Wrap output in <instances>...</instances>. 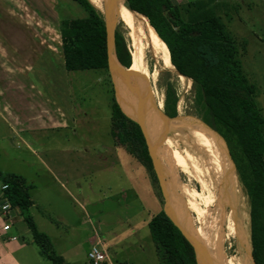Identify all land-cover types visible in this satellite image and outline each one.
I'll list each match as a JSON object with an SVG mask.
<instances>
[{
  "label": "rangeland",
  "instance_id": "374dc122",
  "mask_svg": "<svg viewBox=\"0 0 264 264\" xmlns=\"http://www.w3.org/2000/svg\"><path fill=\"white\" fill-rule=\"evenodd\" d=\"M17 2L23 5L25 1ZM173 2L182 3L181 0ZM228 2L232 6L226 7L228 12L223 16V21L229 31L246 45V50L242 53L244 70L258 87V103L264 115V0ZM50 4L52 13L56 11V6L62 12L63 5L66 13L71 16L82 17L85 14L71 0H50ZM96 8L101 12L104 10L103 0L101 8ZM10 15L19 20L25 18L20 11H0L5 28H8L6 26L11 21L14 22L10 21ZM31 17L35 28L28 34H41L43 30L46 33L49 30L50 34L53 32L52 24L47 29V23L36 11L32 12ZM117 20V27L131 55L136 47L141 48L143 53L145 67L132 55L130 77L134 83L133 92L136 89L145 90L151 97V83L157 102L164 108V83L169 74L179 96L177 116L164 120L166 125L175 123V128L168 126L164 130L165 134L162 132L165 139L164 179L173 196L177 213H181L196 228L198 223L203 230L198 213H193L190 205L188 207L181 190L184 186L193 192L198 191L201 195L197 197L199 204L203 208L208 207L214 217L209 220L211 225L219 221L220 228V234H215L211 240L197 231L204 244L208 248L213 247L215 238L218 237V249L223 251L227 262L230 260L234 264H255L252 254L250 198L227 144L216 132L221 137L229 161L209 149H198V146L188 144V148L194 151L187 150L179 137V133L183 132L189 134L191 140L211 146L207 125L191 114L194 111L192 80L179 75L172 66L166 68L154 54L144 36L147 31L146 22L142 18L137 16L136 31L129 29L119 17ZM1 35L7 37L8 31L5 29ZM3 63L7 68L10 65L5 57ZM117 79L109 69L71 73L76 114V126L72 129L17 135L0 118V173L22 176L31 186L29 194L35 203L28 214H19L20 221L13 233L38 256L41 249L33 240L26 215H30L38 230L50 238L55 253L72 264H88V251L92 247L89 239L94 237L95 230L109 244L111 262H158L148 223L153 215L165 210V199L157 175L152 176L112 135V96L113 92L118 98L120 94ZM147 124L149 125L148 120ZM175 151L188 159H192L197 151L204 152L207 183L203 182L202 186L200 182H196L190 162L187 163V168L174 163L172 155ZM208 197L211 203L205 205L204 200ZM16 210L19 209L15 208ZM247 249L250 255L247 254ZM39 258L43 264L51 263L45 256ZM34 261L33 259L31 262Z\"/></svg>",
  "mask_w": 264,
  "mask_h": 264
},
{
  "label": "trees",
  "instance_id": "16d2710c",
  "mask_svg": "<svg viewBox=\"0 0 264 264\" xmlns=\"http://www.w3.org/2000/svg\"><path fill=\"white\" fill-rule=\"evenodd\" d=\"M71 1L86 15L60 21L67 73L108 71L102 12L90 0ZM228 1L192 0L175 4L173 0H125V5L136 19L139 16L146 22V35L178 74L192 80L194 111L191 114L207 125L211 146L227 157L220 138L227 144L250 198L254 261L264 264V115L258 103V87L244 70L242 53L246 45L223 21L228 12L226 7L232 6ZM115 44L120 62L131 69L133 56L118 27ZM164 88L165 113L175 118L179 96L169 74ZM118 99L124 112L112 96V135L155 177L141 127ZM1 184L8 185L5 194L13 209L28 214L33 202L29 194L31 186L26 180L19 175L0 173ZM25 219L41 254L53 264H68L55 253L50 238L38 230L32 217L26 215ZM148 227L159 264H197L193 246L164 211L153 215Z\"/></svg>",
  "mask_w": 264,
  "mask_h": 264
},
{
  "label": "crops",
  "instance_id": "0c3cea01",
  "mask_svg": "<svg viewBox=\"0 0 264 264\" xmlns=\"http://www.w3.org/2000/svg\"><path fill=\"white\" fill-rule=\"evenodd\" d=\"M24 1L20 5L17 0H0V11H20L25 17L19 20L10 15V21L14 22L11 21L6 26L8 28L0 17V35L5 29L8 31L7 37L0 36V118L17 135L72 129L76 126V114L71 74L65 68L60 21L79 17L66 13L63 5L62 12L56 6V11L52 13L50 0ZM34 11L42 16L47 29L52 24L51 34L49 30L47 33L43 30L41 34H28L35 28L31 17ZM4 57L9 61L8 68L4 66ZM20 213V210H13L10 219L12 227L8 232L3 231L5 222L0 220V264H43L39 258L43 257L41 253L39 256L36 252L32 253L28 244L21 242L13 233L20 221ZM99 236L103 239L95 230L94 237L89 239L90 244ZM10 237L16 240L10 241ZM103 241L108 250L109 244ZM33 259L35 261L31 262ZM108 264L116 262L109 261Z\"/></svg>",
  "mask_w": 264,
  "mask_h": 264
},
{
  "label": "bare ground",
  "instance_id": "6f19581e",
  "mask_svg": "<svg viewBox=\"0 0 264 264\" xmlns=\"http://www.w3.org/2000/svg\"><path fill=\"white\" fill-rule=\"evenodd\" d=\"M90 1L96 7L101 8V0H90ZM119 18L125 23V25L129 29H131L132 31H136L137 30V28H138L137 19L134 16L133 11L129 10L125 6V0H123V2L119 6ZM143 32H144V30H143ZM144 36L146 37V40L149 42V45L151 46L154 54L162 60L164 66L166 68H168L170 66L173 67L172 63L152 43V41L148 38V36L146 35L145 32H144ZM132 55L135 56V59H137L139 62H141L143 67H145L144 59H143V53H142L141 48L136 47V50H134ZM117 86L120 89V94H119L120 100L123 103V105L125 106L126 110L129 112L130 116L133 119L137 120L138 122H140V124H142V127L145 129V132H146L148 138H150L152 141L154 140V144L155 143L157 144V142L159 141V138H162L164 140L162 132H164V130L167 129L168 126H171L172 128H175V123H173L171 125H166V123L164 122V120H163V118H162V116L160 114H153L152 113L151 116H152L153 120H150V119L148 120L147 118H145L141 114L140 109H139V107L137 106V104L135 102V98H134L135 96H134V92H133L132 86L129 85V84L123 83L121 81V79H117ZM147 120H148L149 125L147 124ZM147 126H148V128H147ZM149 126H150V132H149ZM198 132H199V129H198ZM181 133L182 134L179 133V137L181 138L182 142L186 146L187 150L194 151L193 149H189L188 148V144L191 145V146L193 145L195 147L198 146V149H201V148L202 149H209V150L215 152L216 154H218L219 156L225 158L227 161H229L228 158L224 154H222L221 152L217 151L212 146H208V145H205V144H201L200 142H197L195 140H191L189 134H186V133H183V132H181ZM201 134H203V133H201ZM194 135H195V133H194ZM162 143H163V141H162ZM165 144L168 145L167 143H165ZM197 152L194 154L192 159H188V158L181 157L180 153L175 151V152H173L172 160H173L174 163H176L177 165H180L183 168H187V163L190 162L191 165H192V168H193V178L196 180V182L198 184L200 182V184H202V186H203L204 185L203 182L207 183L206 182V177H205V163H204L205 153L204 152L203 153H199V152L197 153ZM163 156H164V154H163ZM174 168H175V166H174ZM180 170H182V169H180ZM171 171H173V170H171ZM176 180H177V178H176ZM204 189H206V188H204ZM204 189H202V190H204ZM181 191H182L183 196L186 198L188 207L190 205L192 207L193 213H195V212L198 213L197 214L198 220L200 221V223H201V225L203 227V230H202L200 225L197 223V231H198V233L201 232L203 234V237L205 235H207L209 240H211L212 237L214 239L215 234H218V233L220 234L219 221L217 223L211 225V221H209V220H212L214 217L211 216L212 213L210 212L208 207L203 208L199 204V202L197 200V197H201V195L199 193H197L198 191L197 192H193V191L189 190L187 187H184V186H183ZM204 201H205V205H209L211 203L209 197L206 198ZM183 213H184V211H183ZM180 214L178 213V215L181 218H184ZM214 243H215V245L213 247L209 246V248L205 245L206 246V254H205L206 258H205V261L208 264H234L230 260H228L229 262H227V260L225 259L223 251L218 249V237L215 238V242ZM221 243H222V241H221ZM209 249H210V252H209ZM246 252H247L248 255H250V251L248 249H247Z\"/></svg>",
  "mask_w": 264,
  "mask_h": 264
},
{
  "label": "water",
  "instance_id": "95a60500",
  "mask_svg": "<svg viewBox=\"0 0 264 264\" xmlns=\"http://www.w3.org/2000/svg\"><path fill=\"white\" fill-rule=\"evenodd\" d=\"M122 2L123 0H103L104 10L102 11V14L104 16L106 33H107L108 65H109V70H111L112 73H115L118 79H121L126 84L134 86V83L130 77V67L127 68L120 62L116 51L115 32L117 28V21H118L117 19L119 17V6ZM160 115L162 116L163 120L171 119L166 115L163 114ZM144 133L145 136L147 137V142L149 145V153L153 160L154 170L159 180L162 195L165 199L164 212L168 215V217L173 221V223L179 228V230L182 232L185 238L193 246L197 264H205L206 246L203 240L201 239V237L198 235L197 228L193 226L188 219L181 218L178 215L174 205L173 196L168 190L167 184L164 180V165H163L164 146H162L163 139L159 138L157 144L156 143L154 144V140L152 141L150 138H148L145 129H144ZM163 134H165V132Z\"/></svg>",
  "mask_w": 264,
  "mask_h": 264
},
{
  "label": "built area",
  "instance_id": "2783aa9c",
  "mask_svg": "<svg viewBox=\"0 0 264 264\" xmlns=\"http://www.w3.org/2000/svg\"><path fill=\"white\" fill-rule=\"evenodd\" d=\"M8 189V185L1 184L0 186V220L5 222L3 225V231L8 232L12 225L10 219L12 217L13 206L7 198L5 192ZM16 240L15 237H10V241ZM109 252L105 246V242L99 236L92 242V247L88 252V264H103L109 262Z\"/></svg>",
  "mask_w": 264,
  "mask_h": 264
},
{
  "label": "flooded vegetation",
  "instance_id": "af4514ba",
  "mask_svg": "<svg viewBox=\"0 0 264 264\" xmlns=\"http://www.w3.org/2000/svg\"><path fill=\"white\" fill-rule=\"evenodd\" d=\"M150 86H151V90H152V94H153V95H151V97L148 95L147 91H145V90H137L136 89V92H134L135 93L134 94V96H135L134 98H135V102H136L137 106L140 109L141 114L145 118H147L148 120L149 119L153 120L152 116H151L152 113L153 114H159L160 113V114H163V115H166V113H165V109L162 108V106L160 105L159 102H157L156 97H155V91H154V88H153L151 83H150ZM113 90L116 92V89H113ZM113 96L115 97L117 103L119 104V106L121 107L122 111L124 112V110H123V108H122V106H121V104L119 102V99L117 97V94H115L113 92ZM133 120L136 121L140 125L142 133H143V136L145 138V141H146V144H147V147H148V151H149V145H148V142H147V137L145 136L142 124H140V122H138L135 119H133ZM152 164H153V160H152ZM153 167H154V165H153Z\"/></svg>",
  "mask_w": 264,
  "mask_h": 264
}]
</instances>
